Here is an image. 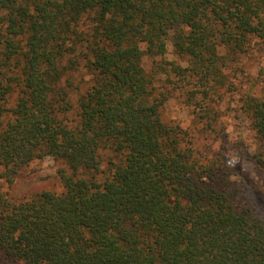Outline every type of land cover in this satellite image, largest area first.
I'll return each mask as SVG.
<instances>
[{"label":"trees","instance_id":"16d2710c","mask_svg":"<svg viewBox=\"0 0 264 264\" xmlns=\"http://www.w3.org/2000/svg\"><path fill=\"white\" fill-rule=\"evenodd\" d=\"M258 40L264 0H0V177L67 165L62 192H0V264H264V215L224 154L201 161L163 119L143 64L172 41L190 99L229 90L264 147V80L239 64ZM106 148L119 161L87 178ZM253 159L264 171V149Z\"/></svg>","mask_w":264,"mask_h":264},{"label":"rangeland","instance_id":"374dc122","mask_svg":"<svg viewBox=\"0 0 264 264\" xmlns=\"http://www.w3.org/2000/svg\"><path fill=\"white\" fill-rule=\"evenodd\" d=\"M172 63L188 65L187 58L174 51L172 41L168 42V50L164 55H146L143 60L146 72L153 80L151 87L154 88V95L161 97L165 94L168 97L161 107L163 119L179 126L184 143L193 148L195 156L201 161L210 162L224 154L233 184L250 200L256 212L264 215V171L253 159L254 154L264 147L255 131L250 128L246 117L235 111L238 104L229 90L222 89L208 98L203 109L196 105L189 93L191 88L196 87L195 84L188 85V79L183 80L176 75L172 71ZM239 64L248 75L263 81L264 41L254 42L252 50L240 57ZM72 78L81 86V89L78 87L73 91H81L88 79L82 67L72 72ZM17 95V92L13 94L10 104H15ZM77 96L75 93L74 103ZM76 108L75 106L67 115L70 120L78 118ZM119 159L120 155L113 149L106 148L102 150L100 169L84 175L103 181L112 169V162ZM61 167L67 168L66 163L52 156L32 161L21 169L12 183L0 177V192L17 198L48 189L62 192L64 184L59 174ZM3 171L4 168L0 165V172Z\"/></svg>","mask_w":264,"mask_h":264}]
</instances>
